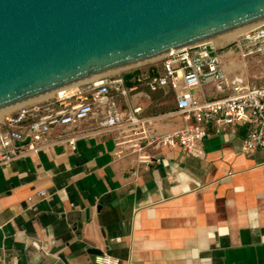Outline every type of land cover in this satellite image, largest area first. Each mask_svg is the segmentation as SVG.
Masks as SVG:
<instances>
[{
  "label": "crops",
  "instance_id": "1",
  "mask_svg": "<svg viewBox=\"0 0 264 264\" xmlns=\"http://www.w3.org/2000/svg\"><path fill=\"white\" fill-rule=\"evenodd\" d=\"M225 43L215 44L237 47ZM223 62L229 73L264 83L254 60L244 66L227 50ZM204 90L215 94L211 84ZM119 104L140 105L141 124L56 125L48 144L0 166V264H105L95 261L103 254L117 264H264V151H240L246 125L222 132L208 125L200 156L151 145L138 151L130 144L187 119L166 89L141 85ZM143 153L155 158L142 162ZM37 189L47 195L32 205L27 198Z\"/></svg>",
  "mask_w": 264,
  "mask_h": 264
},
{
  "label": "water",
  "instance_id": "2",
  "mask_svg": "<svg viewBox=\"0 0 264 264\" xmlns=\"http://www.w3.org/2000/svg\"><path fill=\"white\" fill-rule=\"evenodd\" d=\"M262 23L264 0H0V114Z\"/></svg>",
  "mask_w": 264,
  "mask_h": 264
},
{
  "label": "built area",
  "instance_id": "3",
  "mask_svg": "<svg viewBox=\"0 0 264 264\" xmlns=\"http://www.w3.org/2000/svg\"><path fill=\"white\" fill-rule=\"evenodd\" d=\"M229 43L237 47H218L213 42H205L162 56L159 63L151 64L155 66L151 70L149 65L138 72L129 71L133 73L128 79L125 74L110 73L89 80L80 91L71 89L17 108L0 121V166L48 144L56 125H75L91 118L98 120L102 130L140 125L142 107L124 110L119 98L128 96L141 85L152 91H172L177 109L185 115L187 122L170 131L152 130L144 136L145 143H131L133 149L143 151L146 145L180 148L188 155L200 156L208 125L212 124L222 132L245 124L246 135L240 151L246 155L264 151V83L248 81L239 72L229 73L223 62V54L228 50L238 53L244 66L254 60L264 67V23L239 34ZM208 44L211 49L207 48ZM207 84L213 86L214 95L204 90ZM82 93L85 96L78 98ZM63 140L75 148V136ZM154 158L150 154L140 155L142 162ZM156 160L160 161V158ZM46 195L45 189H37L27 199L35 205ZM5 258L6 254L0 255V262H5ZM95 261L118 263L106 254L96 256Z\"/></svg>",
  "mask_w": 264,
  "mask_h": 264
},
{
  "label": "bare ground",
  "instance_id": "4",
  "mask_svg": "<svg viewBox=\"0 0 264 264\" xmlns=\"http://www.w3.org/2000/svg\"><path fill=\"white\" fill-rule=\"evenodd\" d=\"M237 36H238V35H237ZM237 36L227 37V38H222V39H216V40H211V42L216 43V44H217V43H224V44H226L225 42L229 43V42H231L233 39H235ZM228 41H229V42H228ZM156 59H157V58H156ZM153 60H155V59H153ZM153 60H150V61H153ZM147 62H148V61H147ZM144 63H145V62H144ZM141 64H143V63L137 64V65H134V66H131V67L125 68V69H129V68H132V67H135V66L141 65ZM122 70H124V69H122ZM73 86H74V85H73ZM73 86H71V87H69V88H66V89H62L63 91L59 90V91H61V92L56 91L54 94H58V93H62V92H64V91L71 90ZM74 87H75V86H74ZM54 94H53V95H54ZM53 95H52V96H53ZM46 99H47V98H46ZM43 100H45V99H43ZM43 100H40V101H43ZM40 101H37V102H40ZM34 103H36V102H34ZM16 109H17V108H16ZM16 109L0 114V121H1L3 118H5L6 116H8L11 112L15 111Z\"/></svg>",
  "mask_w": 264,
  "mask_h": 264
},
{
  "label": "rangeland",
  "instance_id": "5",
  "mask_svg": "<svg viewBox=\"0 0 264 264\" xmlns=\"http://www.w3.org/2000/svg\"><path fill=\"white\" fill-rule=\"evenodd\" d=\"M162 57H159L153 61H148V62H145L141 65H138V66H135V67H132V68H129V69H124V70H119V72H126V71H133V70H143V69H146L149 65L151 64H155V63H159L160 60H161Z\"/></svg>",
  "mask_w": 264,
  "mask_h": 264
},
{
  "label": "trees",
  "instance_id": "6",
  "mask_svg": "<svg viewBox=\"0 0 264 264\" xmlns=\"http://www.w3.org/2000/svg\"><path fill=\"white\" fill-rule=\"evenodd\" d=\"M139 70H135L134 72H138ZM133 72H130L128 74H126V76H131Z\"/></svg>",
  "mask_w": 264,
  "mask_h": 264
}]
</instances>
